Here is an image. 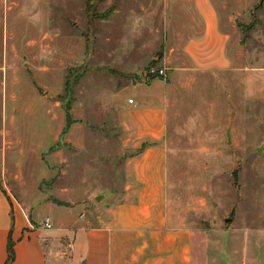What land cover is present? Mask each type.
I'll list each match as a JSON object with an SVG mask.
<instances>
[{"label":"rangeland","instance_id":"obj_1","mask_svg":"<svg viewBox=\"0 0 264 264\" xmlns=\"http://www.w3.org/2000/svg\"><path fill=\"white\" fill-rule=\"evenodd\" d=\"M161 1L0 0V161L10 172L0 180L13 199L34 206L67 201L95 217L120 191L118 126L124 102L134 99L128 89L163 79L146 73L164 69L158 59L165 32L157 16L146 17ZM258 2L222 0L234 61L224 71L179 78L167 92L168 216L172 226L193 231V264H264ZM141 19L151 29L138 28ZM28 35L41 47L26 48ZM5 76L20 86L28 80L33 96L23 91L9 99ZM67 110L70 130H62ZM4 129L22 142L19 149H4Z\"/></svg>","mask_w":264,"mask_h":264},{"label":"crops","instance_id":"obj_2","mask_svg":"<svg viewBox=\"0 0 264 264\" xmlns=\"http://www.w3.org/2000/svg\"><path fill=\"white\" fill-rule=\"evenodd\" d=\"M258 1V5L264 3ZM161 4L146 17L157 16L165 32L158 62L166 76L150 83L137 82L128 89L134 99L124 102L118 126L125 153L120 191L99 215L90 217L82 208L80 213L74 212L76 205L67 201H61L66 205L45 201L35 206L16 201L0 180V264H6L9 242L13 259L8 264H193V231L172 226L168 216L163 144L167 92L179 78L227 70L235 59V46L230 45L233 26L222 0H162ZM144 20L135 24L151 29ZM25 46L29 49L38 44L29 36ZM3 78L2 90L9 99L23 91L33 96L34 87L28 80H22L24 86H20L8 76ZM6 133L4 129V149L9 151L10 144L19 149L22 142L15 141L13 134L12 139L5 137ZM9 173L0 161L2 179ZM101 197L106 199V195ZM39 214L44 219H37ZM46 218L51 229L43 226Z\"/></svg>","mask_w":264,"mask_h":264},{"label":"built area","instance_id":"obj_3","mask_svg":"<svg viewBox=\"0 0 264 264\" xmlns=\"http://www.w3.org/2000/svg\"><path fill=\"white\" fill-rule=\"evenodd\" d=\"M147 75H154V76H158V77H161V78H165L166 76V70L165 69H158V68H155V67H150L147 71H146ZM130 103L132 102L131 100L129 101ZM43 226L44 228L46 229H51V222L48 218H46L44 221H43Z\"/></svg>","mask_w":264,"mask_h":264},{"label":"trees","instance_id":"obj_4","mask_svg":"<svg viewBox=\"0 0 264 264\" xmlns=\"http://www.w3.org/2000/svg\"><path fill=\"white\" fill-rule=\"evenodd\" d=\"M69 110H67V112H66V124H65V129H69V127H70V119H69ZM55 203H57L58 205H62V204H60V203H58V202H55ZM7 253H8V258H7V261H6V264H8V263H10L11 261H12V259H13V251H12V245H11V243L9 242V244H8V251H7Z\"/></svg>","mask_w":264,"mask_h":264},{"label":"water","instance_id":"obj_5","mask_svg":"<svg viewBox=\"0 0 264 264\" xmlns=\"http://www.w3.org/2000/svg\"><path fill=\"white\" fill-rule=\"evenodd\" d=\"M263 1H264V0H263ZM263 1H262V2H263Z\"/></svg>","mask_w":264,"mask_h":264}]
</instances>
